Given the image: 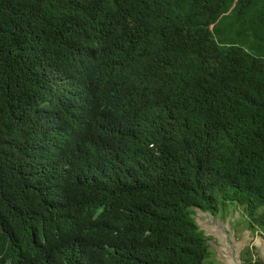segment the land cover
Here are the masks:
<instances>
[{
	"label": "trees",
	"instance_id": "obj_1",
	"mask_svg": "<svg viewBox=\"0 0 264 264\" xmlns=\"http://www.w3.org/2000/svg\"><path fill=\"white\" fill-rule=\"evenodd\" d=\"M228 202L264 232V0H0V264H204Z\"/></svg>",
	"mask_w": 264,
	"mask_h": 264
},
{
	"label": "rangeland",
	"instance_id": "obj_2",
	"mask_svg": "<svg viewBox=\"0 0 264 264\" xmlns=\"http://www.w3.org/2000/svg\"><path fill=\"white\" fill-rule=\"evenodd\" d=\"M194 216L209 245L210 256L204 264H245L250 257L264 264V246L259 250L256 243L264 241V232L249 229L244 206L228 202L216 215L196 208Z\"/></svg>",
	"mask_w": 264,
	"mask_h": 264
},
{
	"label": "crops",
	"instance_id": "obj_3",
	"mask_svg": "<svg viewBox=\"0 0 264 264\" xmlns=\"http://www.w3.org/2000/svg\"><path fill=\"white\" fill-rule=\"evenodd\" d=\"M256 243H257V247H260L259 250L263 249V247H262V245L264 246V241H263V240L258 239V240L256 241ZM259 245H261V246H259Z\"/></svg>",
	"mask_w": 264,
	"mask_h": 264
}]
</instances>
